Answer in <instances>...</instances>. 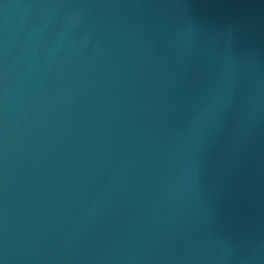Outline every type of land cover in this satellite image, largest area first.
I'll return each mask as SVG.
<instances>
[{"label":"water","instance_id":"95a60500","mask_svg":"<svg viewBox=\"0 0 264 264\" xmlns=\"http://www.w3.org/2000/svg\"><path fill=\"white\" fill-rule=\"evenodd\" d=\"M0 264H264V0H0Z\"/></svg>","mask_w":264,"mask_h":264}]
</instances>
